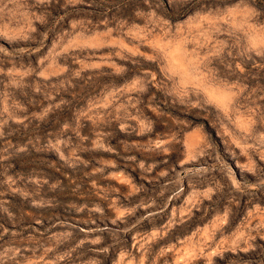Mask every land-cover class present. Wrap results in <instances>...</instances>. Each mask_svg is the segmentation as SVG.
<instances>
[{
    "label": "rangeland",
    "instance_id": "374dc122",
    "mask_svg": "<svg viewBox=\"0 0 264 264\" xmlns=\"http://www.w3.org/2000/svg\"><path fill=\"white\" fill-rule=\"evenodd\" d=\"M0 264H264V0H0Z\"/></svg>",
    "mask_w": 264,
    "mask_h": 264
}]
</instances>
